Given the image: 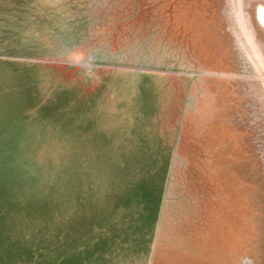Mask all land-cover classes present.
Masks as SVG:
<instances>
[{
  "label": "rangeland",
  "instance_id": "obj_1",
  "mask_svg": "<svg viewBox=\"0 0 264 264\" xmlns=\"http://www.w3.org/2000/svg\"><path fill=\"white\" fill-rule=\"evenodd\" d=\"M0 264H264V0H0Z\"/></svg>",
  "mask_w": 264,
  "mask_h": 264
}]
</instances>
